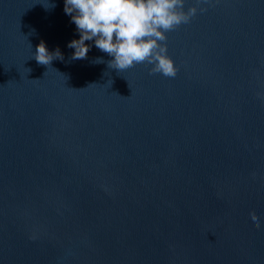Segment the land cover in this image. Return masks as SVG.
<instances>
[{
    "label": "water",
    "instance_id": "obj_1",
    "mask_svg": "<svg viewBox=\"0 0 264 264\" xmlns=\"http://www.w3.org/2000/svg\"><path fill=\"white\" fill-rule=\"evenodd\" d=\"M192 6L166 77L70 59L64 0H0V264H264V0Z\"/></svg>",
    "mask_w": 264,
    "mask_h": 264
},
{
    "label": "clouds",
    "instance_id": "obj_2",
    "mask_svg": "<svg viewBox=\"0 0 264 264\" xmlns=\"http://www.w3.org/2000/svg\"><path fill=\"white\" fill-rule=\"evenodd\" d=\"M202 2L207 0H196L197 5ZM184 3L185 0H64V12L71 17L79 33V39L67 45L75 50L70 59H86L91 45L85 42L94 41L96 48L114 57L107 62L109 68L122 71L146 63L152 65L150 74L175 77L178 68L163 42L167 40V32L188 23L196 15L198 8L192 6L185 11ZM34 58L38 64L49 66L53 59L63 60V55L59 48L49 52L41 41ZM92 62L104 61L96 58ZM249 216L259 228L255 212H250Z\"/></svg>",
    "mask_w": 264,
    "mask_h": 264
}]
</instances>
